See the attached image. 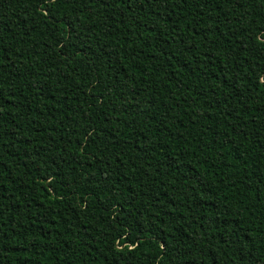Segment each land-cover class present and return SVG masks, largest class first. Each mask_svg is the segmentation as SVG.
Masks as SVG:
<instances>
[{
	"label": "trees",
	"instance_id": "16d2710c",
	"mask_svg": "<svg viewBox=\"0 0 264 264\" xmlns=\"http://www.w3.org/2000/svg\"><path fill=\"white\" fill-rule=\"evenodd\" d=\"M0 264H264V0H0Z\"/></svg>",
	"mask_w": 264,
	"mask_h": 264
}]
</instances>
